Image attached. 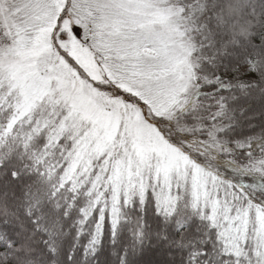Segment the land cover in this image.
I'll return each mask as SVG.
<instances>
[{"label": "snow or ice", "instance_id": "snow-or-ice-1", "mask_svg": "<svg viewBox=\"0 0 264 264\" xmlns=\"http://www.w3.org/2000/svg\"><path fill=\"white\" fill-rule=\"evenodd\" d=\"M254 93L264 0H0V264H264Z\"/></svg>", "mask_w": 264, "mask_h": 264}, {"label": "rangeland", "instance_id": "rangeland-1", "mask_svg": "<svg viewBox=\"0 0 264 264\" xmlns=\"http://www.w3.org/2000/svg\"><path fill=\"white\" fill-rule=\"evenodd\" d=\"M259 102L260 105L250 111L252 113L249 115L252 117L251 125L253 132H259L261 126L264 125V97L260 96L258 93L253 94L251 100L247 102L248 106H252L253 103ZM256 106V105H255ZM248 127V126H247ZM145 261L150 262V264H179L180 256L177 253L169 252L165 254L164 250L150 253L144 258ZM99 264H115V258L112 256L107 259L106 255L99 261Z\"/></svg>", "mask_w": 264, "mask_h": 264}, {"label": "trees", "instance_id": "trees-1", "mask_svg": "<svg viewBox=\"0 0 264 264\" xmlns=\"http://www.w3.org/2000/svg\"><path fill=\"white\" fill-rule=\"evenodd\" d=\"M254 94H255V93H254ZM255 105H256V106H255ZM259 105H260V103L257 102L256 104L253 103L252 106H249V112H248V115H251L253 112L250 113V111L253 110L254 108H255V110H256V107L259 106ZM241 130L244 131V132H247V133H249V134H251V133L253 132V129L247 127V124H246L245 127H244L243 129H241ZM260 131H261V129H260ZM260 131H259V132H260ZM257 133H258V132H257ZM0 194H2V192H0ZM17 195H19L18 190H17ZM103 255H106V256H107V259L110 258V257H112V256L114 257V255L111 254V249H110L109 246H108L107 239H105V245H104V248H103L102 252L100 253V255H99V257H98V264H99V261L103 258ZM114 258H115V257H114Z\"/></svg>", "mask_w": 264, "mask_h": 264}]
</instances>
